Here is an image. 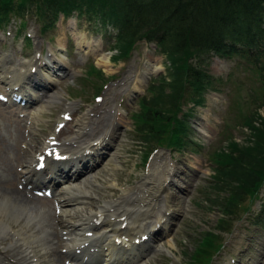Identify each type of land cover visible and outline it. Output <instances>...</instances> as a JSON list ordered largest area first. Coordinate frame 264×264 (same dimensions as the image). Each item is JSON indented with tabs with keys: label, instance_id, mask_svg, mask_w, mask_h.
<instances>
[{
	"label": "rangeland",
	"instance_id": "374dc122",
	"mask_svg": "<svg viewBox=\"0 0 264 264\" xmlns=\"http://www.w3.org/2000/svg\"><path fill=\"white\" fill-rule=\"evenodd\" d=\"M89 16L90 13L80 15L73 10L69 19L65 20L61 14L54 28L43 34L42 24L31 13L23 15L25 21L14 20L12 24L5 23L6 26L0 28V194L4 196L0 197V201L10 212L11 209L17 212V216L22 213L25 218V213H29L31 219L36 220H32V230H38L40 237H49L46 240L50 256L54 251L49 264H82L80 260L68 257L66 246L73 240L88 242L90 236L83 237V231L78 229L64 230L59 227L57 198L53 195L61 184L52 190V196L39 194L22 182L20 171L23 159H29L31 153L40 152L47 141L55 140L56 147L69 151L72 157L93 144L86 154L92 152L93 155L80 158L74 167L69 163L66 169L69 175L79 173L73 182L84 183L89 194L84 198L83 205H71L70 213L80 216L83 209L94 210L104 202L117 200L122 201L117 206L128 207L145 178H155L160 174V181L163 178L161 169L169 170L168 175L172 174L174 178L168 181L165 190L181 202V207L169 214L165 212L163 197L155 199V206L148 210L141 222L149 227V222H153L156 215L169 214V226L156 225L153 234L143 244L144 249L137 250L140 256L133 264H187L196 240L203 232L212 231L222 217L219 208L210 205L204 197L207 182L213 174L212 161L214 154L226 146L227 133L239 143L247 135L246 130L241 133L234 119L241 109L242 113L262 112L260 102L256 101L259 81L248 64L235 56L218 59L210 55L206 61L197 63L202 68H208L216 79L213 85L218 91L208 88L203 94V107L187 111L191 114L188 118L193 124L190 136L196 142L193 143L195 148L192 150L186 146L182 154H177L174 149L152 152L151 147H140L136 141L131 113L138 110L137 99L144 94L148 82L166 74L165 60L153 44L141 41L136 43L129 59L119 57L113 61L111 56L116 53L114 32L108 26L102 28L97 16L90 20ZM23 22L25 25H22ZM35 56L38 66L33 62ZM105 58L109 59L107 67L100 62ZM29 66L35 71L23 81L22 74H26ZM10 70L15 73L26 71L19 73L22 87L17 82L13 86L4 79L5 72ZM101 73L102 78H96ZM103 78L105 82H102ZM33 81L44 89L35 88ZM101 84L103 91L95 96L93 88ZM10 92L20 94L26 104L21 106ZM74 96H80L84 101ZM125 105L131 113L128 115L123 110L124 115L118 120ZM118 110L121 111L117 115ZM192 115H195L193 120ZM117 122L121 126L118 137L108 155L104 156L105 150H96L110 138ZM229 122L236 127L232 131ZM95 143L100 144L97 146ZM70 147L75 149L73 153ZM158 160L162 163L157 171L155 163ZM42 175L45 177L47 170ZM22 192L28 196L21 198ZM72 193L78 194L75 191ZM11 203L19 207H13ZM133 203L135 205L136 201ZM7 218L15 221L11 214H7ZM138 218H143L142 214L132 213L128 220ZM261 221L264 224V185L251 214L237 222L232 233L224 235L223 248L212 264H264V227H261ZM13 222H7L12 223L13 231L20 232L21 228L28 230L23 219H20V224ZM93 226L86 232L92 234V238L103 233L111 235L107 224ZM13 231L6 228L1 235L4 239L0 243V264H26L21 262L20 240L13 235ZM8 250L10 254L6 253ZM55 253L60 257L56 258Z\"/></svg>",
	"mask_w": 264,
	"mask_h": 264
},
{
	"label": "trees",
	"instance_id": "16d2710c",
	"mask_svg": "<svg viewBox=\"0 0 264 264\" xmlns=\"http://www.w3.org/2000/svg\"><path fill=\"white\" fill-rule=\"evenodd\" d=\"M73 10L97 16L103 26L117 29L114 61L127 59L141 40L155 43L167 60L166 76L149 83L138 110L131 114L140 147L180 150L193 145L188 119L192 110L182 108L188 102L201 105L208 88L218 91L216 79L197 65L210 55L244 59L257 76L256 101L264 108V0H0V24L10 15L23 18L31 13L42 24L43 34L54 28L59 15L66 19ZM101 89L102 84L97 85L95 92ZM234 119L249 133L241 143L225 135L226 146L214 154L213 175L204 195L225 217L218 221L220 232L232 231L264 181V117L257 110L241 109ZM222 245L221 236L202 233L188 264H210Z\"/></svg>",
	"mask_w": 264,
	"mask_h": 264
},
{
	"label": "bare ground",
	"instance_id": "6f19581e",
	"mask_svg": "<svg viewBox=\"0 0 264 264\" xmlns=\"http://www.w3.org/2000/svg\"><path fill=\"white\" fill-rule=\"evenodd\" d=\"M37 61L38 60H36L35 58L34 64L38 66ZM100 62L102 66H106V67L109 66L108 58L101 59ZM30 70H31L30 66L27 72L25 70L23 71L20 70V72H26V74H22V77L24 79L27 77V74H30ZM19 78H20L19 71L15 73L14 71L10 70L9 72L6 71L4 74V79L9 81L10 84L14 86L15 82H17L19 87H22L23 84L20 85ZM83 128H85V123L83 124ZM49 142L51 143V141H48L44 144V147H43L44 149H48V147H50ZM98 144L99 143H97V145ZM73 149L72 147L69 148V150H71L72 153H73L72 151ZM88 149H89V146H86V150ZM61 153L62 154L67 153V151L61 150ZM34 155L35 153L33 154L31 153V155H28L29 160L26 162V166L24 170L28 173V176L31 175L30 174L31 171H35L33 169L34 168L33 163L35 159ZM41 155H45V153L43 152V153L38 154V156H41ZM25 159H27V157H25ZM25 159H23V163L25 162ZM157 162L155 164H156V170L158 171L162 162H160L159 160ZM157 171L155 172V174L157 173ZM162 172H163V178L160 181H158L160 174L158 177H155V178L154 177L145 178L144 183H142L141 189L139 190L138 194L131 201L132 205L130 206L128 205V207L126 206L122 208V207L117 206L119 205V203L120 204L122 203L121 200L104 202L102 205L97 206L98 208L94 210L93 209H89V210L83 209L82 210L83 213H81L80 216H77L76 213L75 214L70 213L71 211L68 208L75 203H79L81 205L84 204V201H85L84 198L89 196L88 190L86 189L87 186L85 187V185H83L81 187L80 185H76V184L65 186L64 190H67L68 193L66 191H63V194H61L57 199V204H58L57 209L59 212V215L57 217V223L60 228L64 230H69L72 228L73 230L78 229L79 231H83V237L85 236L84 233L88 232V230L93 225H95L97 222H100V224H107L108 227L111 228V235L107 239H105L103 242L100 241L101 238H98L99 240L93 239L92 241L88 243L84 242V244H79L78 241L73 240L69 245L66 246V254L68 255V257L77 258L78 256H80L87 260L86 261L87 264H97V263L98 264H124L125 262L129 264L130 263L133 264L135 260L138 258V254L136 253L137 247H141L144 244L143 237L148 234L151 235V233L153 232V229L156 227L157 224L159 225V227L168 228L169 214H171V212L174 211V209L176 210L177 208L181 207L180 206L181 202H179V200H177L176 197H174L169 192H166L165 190V185H167L168 181L172 179L173 175L172 174L168 175L170 171L169 170L166 171L164 170V168L161 169V173ZM38 183L39 185H41L44 182L39 181ZM74 189L78 190V196L74 197V194L70 193L71 190H74ZM20 196L21 198H26L28 195L22 192ZM0 197H4V196H1L0 194ZM158 197H163L164 202H165V212L167 211L169 214L167 216L166 214L158 215V216L156 215L154 217V221L149 222L151 223V225L149 227L145 226L144 225L145 223L141 222V220L145 218L144 215L146 216L149 213L148 210H152V208L155 206L154 202H155V199ZM21 198L19 200L22 202ZM133 201H136L135 205ZM11 204L13 207H19L18 204H13V203ZM132 213L134 214L140 213L142 214L143 218L133 219L132 221H129L128 217ZM7 214H11V216L15 218L14 222H16V224H20V219H23L28 230L23 231V228H21L20 232L13 231V228H12L13 226L11 227L12 223H9V224L7 223V222H13V221L7 218ZM17 214L18 213L14 212L13 209H11V212H10L9 209L2 204V201H0V243H1V240L4 239L1 237V235L4 234L3 231L6 230V228L12 229L13 235L17 236L20 240L19 242L20 249L23 254V258H21V262L22 261L26 262V264H49L50 263L49 258L50 257L53 258L52 254L54 253V251H52L51 256H50V249H49L48 242L46 240V238H49V237L47 236L46 238L40 237L39 235L41 233L38 232V230H32L31 224L34 218L31 219V216L29 213H25V216H26L25 218H23L24 215H22V213H20L19 216H17ZM122 225L124 226L122 227ZM10 252H11L10 250L6 251V253L8 254H10ZM54 255L56 256V258L60 257L59 256L60 254L57 255L55 253Z\"/></svg>",
	"mask_w": 264,
	"mask_h": 264
}]
</instances>
